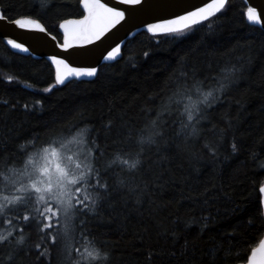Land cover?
<instances>
[{"label":"trees","instance_id":"1","mask_svg":"<svg viewBox=\"0 0 264 264\" xmlns=\"http://www.w3.org/2000/svg\"><path fill=\"white\" fill-rule=\"evenodd\" d=\"M246 11L243 0H227L184 34L142 30L94 77L63 85L44 56L0 38V187L13 177L6 168L22 171L21 146L32 142L31 152L81 133L108 185L95 213L49 221L34 195L0 212V235L12 233L0 243V264H90L97 247L107 264L247 262L264 235V30ZM82 12L79 0H0L1 16L38 19L58 42L60 22ZM233 67L222 94L188 121L187 96L197 95L186 90L196 81L207 90ZM117 157L139 163L109 166Z\"/></svg>","mask_w":264,"mask_h":264},{"label":"snow or ice","instance_id":"2","mask_svg":"<svg viewBox=\"0 0 264 264\" xmlns=\"http://www.w3.org/2000/svg\"><path fill=\"white\" fill-rule=\"evenodd\" d=\"M125 4H137L140 0H122ZM227 0H211L210 3H205L202 7H196L192 11H187L183 15H177L173 19L161 20L154 24H148L149 32L161 34H184L187 30L191 29L193 25L200 23L212 17L215 13L220 12L225 7ZM83 12L79 19H66L60 23V27L64 29V44L63 48H69L73 43L88 44L94 40L100 39L110 28L114 27L121 20L124 19L125 13L119 7H110L102 0H79ZM247 16L250 21H258L259 16L256 9L249 8ZM0 18L7 19L6 16ZM21 28H35L40 31H46L43 24L38 19L25 16L15 20ZM15 48L24 49L23 44H18L16 41L9 40ZM25 51L27 49H24ZM119 51V45L108 53L107 59H112ZM148 55V53H145ZM56 66V82L64 83L66 79L72 76H93L97 73V69L92 68H73L66 60L60 59L57 56L50 58ZM225 74L215 85H209L207 90H204L203 81H196L191 89L187 92L194 90L197 95L195 102L192 101L191 95L187 96L189 104L185 106L184 111L187 113V120L193 121L194 118L201 112V106L210 107L211 103L217 98L216 94L223 92L225 83L223 81L229 80L230 76L236 71L235 67L222 70ZM6 79L12 80L13 77L7 76ZM51 87V85L49 86ZM49 89H45L48 91ZM185 128L189 127L188 124L183 125ZM198 130L192 125L190 135H196ZM83 143V141H80ZM32 142H27L21 146V151L25 152V159L21 162L22 171L18 172L14 168H6L5 171L11 173L15 177H25L27 183H21L18 192L24 193V196H8L3 197L0 202V212H3L9 205L18 203L28 197L35 196L37 202L47 205L44 212L41 213L45 219L51 221L53 217L59 218L63 213L65 218L71 214L87 210L88 212L95 213L97 207L104 199L103 193L107 192L108 185L106 182L102 183L100 180V172L95 169L94 163L91 160V150L87 154L81 153L80 156H65L64 144L58 146L55 143H48L47 146H42L35 151L28 152ZM235 150V144H233ZM213 154L215 149L210 148ZM119 161L121 164H127L129 168H136L139 160L132 161L123 160L120 157L112 160L109 166H112ZM5 180L9 176H4ZM18 179H13L12 183L15 185ZM83 193V199L80 194ZM260 203L264 204V183L259 187ZM79 206V207H77ZM264 215V213H262ZM28 220V216L23 217ZM11 224V221H8ZM83 224V221L80 222ZM51 224H44V228H51ZM12 235L8 232L7 235H0V243L9 241ZM56 237H52L55 242ZM25 243V236L23 230L16 238L15 244L17 246ZM35 247L39 248L37 244ZM149 258L152 253L149 252ZM90 264H107L110 259L107 251L102 248H95L88 253ZM12 255L6 257V261L10 262ZM247 264H264V239L259 241L257 247L252 248L251 255L247 258Z\"/></svg>","mask_w":264,"mask_h":264},{"label":"water","instance_id":"3","mask_svg":"<svg viewBox=\"0 0 264 264\" xmlns=\"http://www.w3.org/2000/svg\"><path fill=\"white\" fill-rule=\"evenodd\" d=\"M102 2L107 3L110 7H119L124 11L125 16L123 20L105 32L100 39L94 40L91 43H73L71 47L63 48L61 45L64 44V29L60 27V24L58 30L62 34V38L58 42L47 31H40L35 28H21L15 23L16 19L8 20L3 18H0V38L3 39L10 49L16 52L31 54L34 57L44 56L51 63L54 70V77H56V66L50 59L52 56L66 60L73 68L94 67L97 69L99 64L116 60L120 56V50L125 40L133 37L142 30L148 31V24L173 19L175 16L183 15L185 12L192 11L196 7H202L205 3H210L211 0H140L137 4H125L122 0H102ZM243 2L247 6V10L250 7L254 8L259 16L258 21H250L246 11L248 22L264 29V0H243ZM80 7L82 9L81 5ZM9 40L23 44L24 49L27 50L13 47L8 43ZM118 45L119 51L115 57L107 59L108 53ZM94 76H72L66 79L61 85L70 80H89ZM262 210L264 213V204H262ZM262 239H264V235Z\"/></svg>","mask_w":264,"mask_h":264},{"label":"rangeland","instance_id":"4","mask_svg":"<svg viewBox=\"0 0 264 264\" xmlns=\"http://www.w3.org/2000/svg\"><path fill=\"white\" fill-rule=\"evenodd\" d=\"M83 138V134L81 133V136H74L73 139L69 140L68 142L64 143V155L65 156H80L81 153H84L85 155L87 154V151L84 149V142L81 143L80 141ZM80 158L82 159L83 157L80 156ZM13 179H18V182L13 185L12 180ZM21 183H27V179L25 177H15L13 176L11 179L9 178L7 180V184H3V188L0 187V195L3 196H8V197H12V196H24V193L18 192L15 189H18L20 187ZM0 197V202H5L3 201V199H1ZM24 200L20 201V202H24ZM20 202L9 205L8 207H15L17 205L20 204ZM63 215V213L60 214V216Z\"/></svg>","mask_w":264,"mask_h":264},{"label":"bare ground","instance_id":"5","mask_svg":"<svg viewBox=\"0 0 264 264\" xmlns=\"http://www.w3.org/2000/svg\"><path fill=\"white\" fill-rule=\"evenodd\" d=\"M264 30V29H263Z\"/></svg>","mask_w":264,"mask_h":264}]
</instances>
